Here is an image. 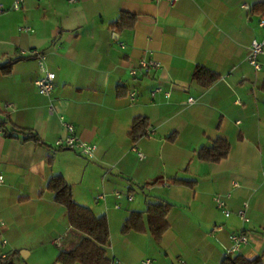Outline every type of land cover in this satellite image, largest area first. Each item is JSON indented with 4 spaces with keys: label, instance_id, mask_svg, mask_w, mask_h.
<instances>
[{
    "label": "crops",
    "instance_id": "crops-1",
    "mask_svg": "<svg viewBox=\"0 0 264 264\" xmlns=\"http://www.w3.org/2000/svg\"><path fill=\"white\" fill-rule=\"evenodd\" d=\"M14 1L0 0V63L24 58L0 72V119L7 129L32 130L43 144L0 132V254L18 251L15 264H56L60 251L80 242L47 189L61 175L75 202L107 218L110 264H220L229 234L240 231L248 242L238 253L264 261V54L259 71L248 60L264 29L262 16L242 7L264 0H23L18 10ZM121 12L137 19L116 31L110 24ZM37 53L55 73L50 98L35 86L43 74ZM140 58L161 65L131 76ZM196 66L219 78L198 84ZM157 86L162 91L151 95ZM60 115L97 146L92 157L56 147L65 134ZM136 117L149 127L131 141ZM217 137L230 143L228 156L197 159L195 151ZM157 200L172 204L159 240L147 227L121 232L131 211ZM244 202L247 220L237 214Z\"/></svg>",
    "mask_w": 264,
    "mask_h": 264
},
{
    "label": "trees",
    "instance_id": "trees-1",
    "mask_svg": "<svg viewBox=\"0 0 264 264\" xmlns=\"http://www.w3.org/2000/svg\"><path fill=\"white\" fill-rule=\"evenodd\" d=\"M251 14L264 16V2H258L249 9ZM136 15L121 12L118 19L110 26L116 31L133 26ZM24 57L10 59L3 64L0 63V72L9 73L12 65ZM192 77L198 84L206 87L211 85L219 75L201 66H196L192 72ZM8 119H0V132L7 137H17L23 135L25 139L33 140L38 144H43L38 135L29 129L11 127L5 128ZM149 123L146 117H136L132 121L129 132L131 141H136L147 133ZM230 152V143L221 137H217L209 146L202 145L196 151L197 159L209 163H217L225 159ZM183 183L180 179H173ZM47 189L54 194V200L65 208L70 226L82 233L80 242L71 250L60 251L57 261L62 264H110L111 261L106 255L107 247L110 243V231L108 220L105 215L96 216L87 206L81 205L73 199L71 185L61 176L53 175L48 183ZM172 204L165 200H157L147 203L143 211H131L125 220L121 232L132 231L143 232L147 227L152 237L159 240L167 228L166 214ZM18 251H14L5 256L0 254V264H15L14 258L18 256ZM220 264H264L261 256L253 259H246L239 253L227 254Z\"/></svg>",
    "mask_w": 264,
    "mask_h": 264
},
{
    "label": "built area",
    "instance_id": "built-area-1",
    "mask_svg": "<svg viewBox=\"0 0 264 264\" xmlns=\"http://www.w3.org/2000/svg\"><path fill=\"white\" fill-rule=\"evenodd\" d=\"M74 0H70V2H73ZM168 4L174 5L177 3V0H167ZM23 0H15L12 4V8L14 10H18L21 7V3ZM245 10H249V6L244 4L242 6ZM258 25L260 28L264 29V16L260 17L258 20ZM21 31L28 30L29 27H21L19 28ZM264 54V39H261L260 41L258 39H253L250 43V52L248 56V60L250 65L256 70L259 71L261 69V64L259 61L260 55ZM39 62L41 64V69H42V76L38 78L35 81V86L37 88V91L39 94L46 96V97H51L52 91L54 89V79H55V73L47 70L44 65H43V59L44 56L43 54L37 53ZM160 62L153 59V58H140L138 61L137 66L132 67L129 69V72L131 76H137L139 72H148L150 69H156L160 67ZM162 91L161 87L157 86L151 91V95H154L156 92ZM134 92L130 93V99L132 100L134 98ZM166 97L170 96L169 91L164 92ZM187 102H193V98L189 97L187 99ZM8 106H13L11 104H6ZM54 104L52 101H50L49 104V111L50 113L54 111ZM61 126L63 127V130L65 131L64 136L60 137L54 144L56 145L57 148L60 147H66L71 150H74L78 152L79 154L86 156V157H92L94 155L97 146L93 143H89L82 138H80L76 132H75V127L74 125L67 121L63 115L59 116ZM152 132H149L147 136H150ZM4 181V176L3 174L0 173V183ZM116 198H120L122 194L118 191L114 193ZM127 200L131 201L133 196L130 194H127ZM99 198H102L103 195H99ZM214 202L216 203L217 207L221 209L223 212L224 216L228 217L230 215V211L225 207V202L215 196L213 198ZM115 207H119L118 204L115 205ZM246 208H247V203L244 202L241 206V208L238 210L237 214L239 218H242L243 220H247L246 218ZM220 228V227H219ZM229 241L230 244L226 248V253L227 254H235L238 253L241 248L244 246V244H247L248 242V236L245 233L240 232H232L229 234ZM55 243H58V240L56 239L54 241ZM4 241L1 242V245H4ZM2 256H5V254H1ZM149 262V261H148ZM147 262V263H148ZM181 264H184L183 261H180Z\"/></svg>",
    "mask_w": 264,
    "mask_h": 264
},
{
    "label": "water",
    "instance_id": "water-1",
    "mask_svg": "<svg viewBox=\"0 0 264 264\" xmlns=\"http://www.w3.org/2000/svg\"><path fill=\"white\" fill-rule=\"evenodd\" d=\"M19 254H21L22 256H25V254L23 252H20ZM56 264H60V263H56Z\"/></svg>",
    "mask_w": 264,
    "mask_h": 264
},
{
    "label": "rangeland",
    "instance_id": "rangeland-1",
    "mask_svg": "<svg viewBox=\"0 0 264 264\" xmlns=\"http://www.w3.org/2000/svg\"><path fill=\"white\" fill-rule=\"evenodd\" d=\"M21 261H22V259H21V258H19V260L17 261V263H18V262L20 263ZM20 264H22V263H20Z\"/></svg>",
    "mask_w": 264,
    "mask_h": 264
}]
</instances>
